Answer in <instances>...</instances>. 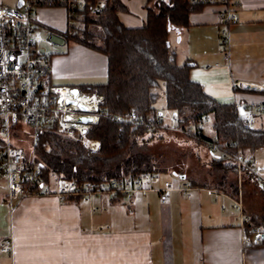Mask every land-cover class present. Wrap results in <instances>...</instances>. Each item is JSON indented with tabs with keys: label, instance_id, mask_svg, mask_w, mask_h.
I'll list each match as a JSON object with an SVG mask.
<instances>
[{
	"label": "crops",
	"instance_id": "crops-1",
	"mask_svg": "<svg viewBox=\"0 0 264 264\" xmlns=\"http://www.w3.org/2000/svg\"><path fill=\"white\" fill-rule=\"evenodd\" d=\"M237 1L235 24L222 25L217 7L205 6L190 14L186 28H170L169 44L180 65L189 61L191 78L210 97L234 105L243 117H249L251 125L259 126L264 116L260 93L264 90V0ZM119 2L124 9L117 18L124 27H142L146 0ZM58 9L36 14L43 25L65 31L69 23L63 28L55 26ZM64 45L65 53L58 55L55 50L51 55L52 85L71 87L105 80L104 55L74 42ZM240 154L251 163L255 179H250L263 192L264 166L255 163L257 151ZM208 157L209 162L210 152ZM243 175L234 197L212 187L190 186L186 175L177 173L176 182L163 180L171 187L164 205L158 200L163 182L155 180L134 194L132 204L108 194L64 203L50 195L22 199L10 215L0 169V241L11 233L14 249L12 258L0 253V264H264V247L243 222L253 217L247 213L251 206L246 211L249 204L241 199V187L249 180ZM220 199L221 211L217 208Z\"/></svg>",
	"mask_w": 264,
	"mask_h": 264
},
{
	"label": "trees",
	"instance_id": "trees-1",
	"mask_svg": "<svg viewBox=\"0 0 264 264\" xmlns=\"http://www.w3.org/2000/svg\"><path fill=\"white\" fill-rule=\"evenodd\" d=\"M87 1L89 5L76 18L77 26L66 43L74 42L104 55L107 76L101 83L68 87L100 99L102 116L84 136L97 141L99 149L89 151L82 147L79 138H67L52 129L43 131L33 146V155L42 167L45 185L49 186L51 175L58 181L73 179L82 185L134 178L148 172L180 174L174 171L176 161L168 160L161 151L165 131L158 127L162 116L156 109L161 92L165 109L177 116L181 124H200L199 134L188 137L197 145L216 143L230 154L243 155L264 150V128L245 124L234 105L210 97L204 86L191 78L189 61L180 65L175 49L169 44L170 28H186L190 14L200 12L205 5L186 0H146L143 26L128 29L117 18V13L124 9L119 0L102 1L99 13L91 12L90 8L100 1ZM260 93L264 97V90ZM132 113L137 117L132 123H117L105 117ZM205 115L211 119V138L203 131ZM207 167L216 186L185 176L190 186L212 187L232 197L237 195V182L229 178L238 172L235 162L212 157ZM239 169L255 179L250 170ZM78 200L79 197L70 196L65 199ZM249 221L246 231L250 234L251 228L260 227L263 234L260 245L264 247V219L250 216Z\"/></svg>",
	"mask_w": 264,
	"mask_h": 264
},
{
	"label": "built area",
	"instance_id": "built-area-1",
	"mask_svg": "<svg viewBox=\"0 0 264 264\" xmlns=\"http://www.w3.org/2000/svg\"><path fill=\"white\" fill-rule=\"evenodd\" d=\"M186 1L217 7L218 19L224 26L237 22L234 11L237 0ZM88 5L87 0H17L14 8L0 5V169L5 178L4 203L10 215L15 211L16 202L50 195L62 202L69 196H79L85 201L92 195L108 194L113 198L123 197L132 204L134 194L146 189L157 178L156 174L148 172L134 178L120 177L104 183L82 185H77V181L71 179L60 181L56 190H51L43 183L42 167L36 163L33 155V146L43 131L52 129L68 137H73L74 132H77L81 135L82 147L94 151L99 148L97 141L85 140L84 136L86 128L102 116L100 99L95 95L85 96L80 91L73 96L68 87L52 85L49 77L51 55L61 45L53 39H61L66 44L67 35L72 34L70 30L75 24V18ZM100 5L98 3L90 11L99 13ZM58 8L64 9L67 19H74L65 31L54 30L35 18L40 10ZM221 43L225 51L227 42L224 36ZM78 97H84L86 102L81 103ZM105 117L117 123L137 120L133 113ZM207 119L205 115L204 121ZM249 120L245 124L250 125ZM178 124L177 116L172 115L169 125L161 122L158 127H168L175 131ZM189 129V136L201 131L200 124H193ZM13 133L19 137L15 138ZM21 135L30 140L28 151L14 142V139L22 138ZM210 148L211 157L231 159L238 168L253 171L251 163L246 162L239 152L230 154L216 143H211ZM162 187L158 192V200L164 205L171 187L166 181ZM243 222L249 224L250 221L244 218ZM251 230L257 234V241L261 242V228L253 227ZM13 252V235L9 233L8 237L0 241V253L12 258Z\"/></svg>",
	"mask_w": 264,
	"mask_h": 264
},
{
	"label": "rangeland",
	"instance_id": "rangeland-1",
	"mask_svg": "<svg viewBox=\"0 0 264 264\" xmlns=\"http://www.w3.org/2000/svg\"><path fill=\"white\" fill-rule=\"evenodd\" d=\"M102 1L103 0H100V3H102ZM16 2H17V0H4L2 4L6 5L7 7L14 8ZM63 10L61 8V9H58V10L55 11V14H54L55 18H56L55 20H57L55 22V24H56L55 26H57V27H62L63 28V27H65V25H67V23H69V26H70L72 24V20H74V19H72V20L65 19ZM50 13H52V12H50ZM120 13H121V11H120ZM47 14H49V13H47ZM42 16H43V18L45 17V15H42ZM35 18H36V20H39V21L41 19V17H39L38 15L35 16ZM76 26H77V20L75 21V24L72 26V28L70 30V32L72 34L69 32V34H71V35H67L66 40H69V38L73 35V30H74V28ZM53 40L55 42H57L58 45H59V43H61V45L58 47V49L55 51V53H57L58 55L62 54V53H65L66 50H67V47H66V45H64L61 42L62 40L61 39L57 40L56 38H54ZM56 82L54 81L52 83L57 84ZM83 83H85V82H83ZM69 89H71V88H69ZM84 95L85 96H89V95H94V94H89V95L84 94ZM99 106H100V104H99ZM156 109L158 110V113H160L161 116H162V122H164L166 124V126L169 125L170 122H171L172 114H171L170 111H167L165 109V102H164V99H163L162 92L160 94V98L157 101ZM261 110H263L262 112L264 113V109L261 108ZM207 117L210 118L209 115ZM209 118L206 121L207 123L205 121L203 123L204 124V127H203L204 130L203 131H204L205 135H207V137L211 138L213 136V133H212V131L210 129L211 119H209ZM248 120H249L248 116L244 117L245 123ZM193 124L194 123H189L187 125H184V124H181L179 122V124L177 126V129H175V131L170 130L168 127L160 129V130L165 131L164 132L165 137L163 138L164 141L160 144L163 147L161 149V151L164 152V154L166 155V158L168 160H170V159L173 160L174 159L173 160L174 163L176 161L175 166H174V171L175 172H179L180 174L181 173L185 174L187 178L194 179L197 182L209 183L212 186H216V185H214V183H212V179L210 178V176L208 174L207 165H208V159L210 158V157H208V155H209L208 148H209V150L211 149L210 148V144L209 145L208 144L197 145L196 143H194V142H192L191 140L188 139V137H189V133L188 132L190 131L189 128ZM203 124H201V125H203ZM251 126L257 127V128H260V129L264 128V116H262L261 125L258 126V124H255V125L252 124ZM89 127L86 128L85 131H87L89 129ZM74 133H75V135L73 137H68L64 133H62L61 135H64L65 137L71 138V139L79 138L80 142H81V135L79 133H77V132H74ZM13 135H14L15 138L19 137V135H17V133H13ZM21 137L22 138H19V139H16V140L13 138L14 142L17 145L22 146L24 149H27V151H28L29 148H30V146H29L30 145V140L27 137H23L22 135H21ZM85 140H88V139H85ZM86 150H88V149H86ZM89 151H91V150H89ZM262 151L263 150H261V151L258 150L257 154H255V163H257V166H260V167L264 166V154L262 153ZM254 166H255V170H256L255 172H256L257 176L260 179H262L263 175H261L259 170H257V166L256 165H254ZM243 174L244 173L241 172V170L238 168L237 174L235 176H230L229 177L230 179H234L237 182L238 190L240 188L239 187L240 179H244L245 178ZM51 176L52 177H51V182L49 184V188L51 190H56L59 187L60 181H58L54 175H51ZM178 178H179V176L176 177L173 173H171L169 171V172H165L163 174H158L157 178H156V182H163V180H167L168 182H172V181L176 182L178 180ZM247 178L250 181L248 180V182L244 183L245 186L241 187L243 189L242 191H244V192H242L243 195L241 196V199H244L245 203L249 204L248 208H246V211L249 210V206H251L250 210L247 211L248 214L251 213V215L254 218H259L260 217L259 219H264V191L263 192L260 191V189H259L258 185L256 184V182H254V181L252 182L249 176ZM182 181H184V180H182ZM263 183H264L263 181H262V183H260L262 185V187H264ZM78 197H74V198H78ZM90 197H92V196H90ZM65 199L61 203H64ZM79 200H81L80 197H79ZM221 204H222V201L220 199L218 204H217V208L219 209V211H221ZM243 206H244V203H243ZM224 207H225V211H227V212L229 211L230 212V210H231L230 207H228L227 205H224ZM94 209L97 210V208H94ZM214 210H216V206H214Z\"/></svg>",
	"mask_w": 264,
	"mask_h": 264
},
{
	"label": "water",
	"instance_id": "water-1",
	"mask_svg": "<svg viewBox=\"0 0 264 264\" xmlns=\"http://www.w3.org/2000/svg\"><path fill=\"white\" fill-rule=\"evenodd\" d=\"M18 5H19V3H18ZM78 92H79V90H77L76 88L71 89V93L73 96L77 95ZM174 175L176 176V174H174ZM181 178H184V176L182 175Z\"/></svg>",
	"mask_w": 264,
	"mask_h": 264
},
{
	"label": "bare ground",
	"instance_id": "bare-ground-1",
	"mask_svg": "<svg viewBox=\"0 0 264 264\" xmlns=\"http://www.w3.org/2000/svg\"><path fill=\"white\" fill-rule=\"evenodd\" d=\"M78 100L81 102V103H85L86 102V99L84 97H78ZM87 104V103H86ZM88 105V104H87Z\"/></svg>",
	"mask_w": 264,
	"mask_h": 264
}]
</instances>
